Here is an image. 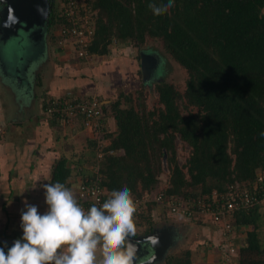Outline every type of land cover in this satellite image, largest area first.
I'll return each mask as SVG.
<instances>
[{
    "label": "trees",
    "instance_id": "trees-1",
    "mask_svg": "<svg viewBox=\"0 0 264 264\" xmlns=\"http://www.w3.org/2000/svg\"><path fill=\"white\" fill-rule=\"evenodd\" d=\"M166 2L87 0L86 9L79 12L94 27L89 55H107L111 46L126 45L138 51V60L141 54L156 56L157 73H168L170 59L187 76L182 91L164 80L155 81L158 106L152 110L145 106L144 87L136 91L137 98L121 92L102 107V115H110L116 128L105 134L109 143L97 162L100 184L108 193L105 199L125 186L132 197L155 193L165 155L169 178L161 190L166 196L203 199L231 188L236 196L245 190L257 199L245 208L240 207V196L239 207L219 219L229 225L225 237L235 249L224 262L264 264V136L260 135L264 132V0H174L162 16L153 15L148 7ZM71 25L59 10L54 11L52 2L45 23L50 39L59 41L52 31ZM148 43L158 45V50ZM177 138L190 148L184 164L176 158ZM89 147L88 154L95 157L92 142ZM82 173L93 177L88 168ZM70 174L61 159L52 182L68 185ZM153 207L146 205L137 225L150 224ZM202 218L209 220L202 216L193 220ZM241 228H247L245 238H232ZM152 230L149 227L145 233ZM192 255L190 249L168 254L162 264H195Z\"/></svg>",
    "mask_w": 264,
    "mask_h": 264
},
{
    "label": "crops",
    "instance_id": "crops-1",
    "mask_svg": "<svg viewBox=\"0 0 264 264\" xmlns=\"http://www.w3.org/2000/svg\"><path fill=\"white\" fill-rule=\"evenodd\" d=\"M53 34L56 38V33ZM47 38L48 33L44 56L28 63L26 71L21 72H25L24 79L13 78L14 68L10 73L7 72L0 58V71L3 74H0V78L6 76L5 79H0V247L6 253L13 242L23 236L21 214L26 210V204L36 206L40 214L46 212L48 206L45 203L44 186L53 183L55 164L61 159L66 161L71 174L67 180L68 185H65L76 193L80 179L74 173L75 169H83V166H90L87 164L95 162L94 157L88 154L91 142L94 151L95 139L84 128L81 118L71 122L48 119L42 109L44 102L70 92L81 97L95 95L102 106L108 107L112 100L106 97H110L113 92L110 90L117 88L115 85L109 86L112 80H106L105 74L99 66H94L92 59L82 64H70L69 53L65 51L70 45L66 47L65 44L55 41L53 47H50V39L47 41ZM66 64L74 66V74L59 78L63 72L59 69H64ZM52 66L56 69L50 74L48 69ZM85 71L94 72L83 76ZM101 123V138L105 147L109 143L105 134L114 133L116 128L114 119L108 114L102 115ZM155 209L153 207L151 213ZM162 214L163 217H169ZM143 235L146 233L137 232V236ZM208 240L212 241L210 235ZM208 244L210 245L209 242Z\"/></svg>",
    "mask_w": 264,
    "mask_h": 264
},
{
    "label": "clouds",
    "instance_id": "clouds-1",
    "mask_svg": "<svg viewBox=\"0 0 264 264\" xmlns=\"http://www.w3.org/2000/svg\"><path fill=\"white\" fill-rule=\"evenodd\" d=\"M7 0H0L6 4ZM174 0L159 6L150 3L153 15L168 13ZM18 22L9 6L4 27ZM103 107V106H102ZM264 136V132L260 133ZM47 210L40 214L27 205L21 214L23 236L16 239L7 253L0 247V264H154L158 238L144 240L148 255L138 257V247L130 241L137 237V211L131 190L123 187L111 191L100 204L85 209L77 194L65 184L44 186Z\"/></svg>",
    "mask_w": 264,
    "mask_h": 264
},
{
    "label": "rangeland",
    "instance_id": "rangeland-1",
    "mask_svg": "<svg viewBox=\"0 0 264 264\" xmlns=\"http://www.w3.org/2000/svg\"><path fill=\"white\" fill-rule=\"evenodd\" d=\"M56 8L57 6L54 5V11L56 10ZM36 25L37 26H33L30 28L26 27L27 29L23 28L24 30L18 28L14 32H11L12 34H10V32L8 34L4 31L3 28L0 27V58L7 72L10 73L12 68H14L12 73H15L13 77L15 79H24L25 72L24 74L21 72L26 71L28 63L44 56L46 32L45 37H41V35H44L45 27L44 25H41V23H38ZM52 32L56 33L57 30ZM50 37L51 33L50 35H48L47 41L50 39ZM49 41V46L53 47L52 45L55 43V41H53V39H50ZM67 45L70 44L68 43ZM147 45L153 46L158 50V45L156 44L148 43ZM125 46L120 49H116L115 46H111L110 51L107 55L98 56L102 57L101 59H99L97 56L94 59V56H91L87 60L77 58L72 45L71 47H68V49L65 48V51L67 50L69 53L70 64H82V62L92 59L93 61H91L93 62L94 66H99L101 71L105 74L106 80L108 81L109 79H111L113 81L109 82V86L112 87L113 85H115L117 88L115 90H110V92H113L110 94V97H106L107 99L110 98L112 100L109 101V104H111L114 100H117V98L119 97V93L121 92L123 93V95L127 94L131 95L133 98H137L136 91L140 89L142 90V88L144 87V89L142 90V94L144 95L145 106L148 110H152V108L158 106V95L154 91L155 81L164 80L168 83L173 84L179 91H182L184 89L185 81L187 78L186 72L181 66L170 59H167L169 66L168 73H165V71H163L164 73H160L159 71L157 73V70H152L150 75L151 79L149 78L147 80V83L142 86L143 79L138 75V71H140V60L136 59L138 51L129 49ZM63 57L64 56H62V58ZM70 64H66L64 69L63 67L59 69L63 71L61 72L59 78H64L67 76L71 77L74 74L72 71L74 66H67ZM163 65L164 64L162 63V66ZM55 69L56 67L52 66V68L48 70H50L49 72L51 74L55 71ZM91 72L94 71L86 72L83 76L91 75ZM3 73L7 75L6 72ZM0 74H2L1 71ZM2 78L5 79L6 76H2ZM183 114H185V111H183ZM175 144L177 161L179 164H184L186 159L188 158L190 148L186 144L182 143L179 138L176 139ZM92 163L93 161L87 165H91ZM158 178V188H164L169 178L166 156L162 159V171ZM262 203L264 205V199ZM143 211L144 209L142 210V212ZM262 211H264V206L262 207ZM158 212L160 213V215H158ZM162 213L163 212L161 211V209L156 208L154 212L150 214L152 215L150 216V218L152 219V221L150 220L149 222L150 224L143 221L139 224V234H144L146 229H149V227L156 229L166 226L171 227L173 228L172 236L173 242H175V244L173 245V247H171V249L168 250V254L179 253L182 250L190 249L191 251H193L192 257L193 261H195V264H226L223 258L226 247L224 243H222L223 245H219L220 240H224V237L222 236L223 222L202 218L197 223L193 219L190 220L188 218H182L179 215L171 214L168 215L169 217H163ZM209 235L211 236L212 241L208 240ZM244 236L245 231H243V229H238L231 235L232 238H239V241L242 238H245ZM208 242L210 243V245L208 244ZM132 243L136 244L137 246L141 245L140 242ZM143 246V249L148 252V248L145 247V245ZM196 250H198L197 254H195ZM234 254L235 253H233L232 255Z\"/></svg>",
    "mask_w": 264,
    "mask_h": 264
},
{
    "label": "built area",
    "instance_id": "built-area-1",
    "mask_svg": "<svg viewBox=\"0 0 264 264\" xmlns=\"http://www.w3.org/2000/svg\"><path fill=\"white\" fill-rule=\"evenodd\" d=\"M87 0H52L57 10L61 12V16H65L72 25L70 28L60 26L55 34L59 38V42L73 46L77 58L89 59L91 55L87 53V47L94 34L93 25L88 24V16L80 17L81 9H86ZM43 113L48 119H57L64 122H71L80 117L84 128L88 129L94 136L95 141V163L90 166H83L88 168L93 174L92 178L82 173V167L75 169V174L79 176V181L76 186V194L81 205L88 209L93 203L100 204L105 200L108 194L107 190L100 184V173L97 162L103 155L104 144L101 138L103 124L101 123L102 105L100 100L95 96L81 97L77 94L66 92L59 97H52L44 102ZM2 128L0 127V136ZM238 184L235 188H238ZM159 188L153 194H143L140 197H133L138 206L137 223L139 222V215L145 209L148 203H152L155 208L161 209L166 215H179L182 218L194 219L197 217H208L209 220L220 221L219 215L229 213L235 208L239 207L237 198L243 196L245 208H249L257 201L255 197L251 196L245 190L243 194L232 192L231 188L227 193L219 195L213 192L211 195L201 198H194L191 196H166ZM230 232L228 224H222V236L226 243L224 244L226 254L231 255L235 249L229 239H226V234ZM231 238V237H230Z\"/></svg>",
    "mask_w": 264,
    "mask_h": 264
},
{
    "label": "water",
    "instance_id": "water-1",
    "mask_svg": "<svg viewBox=\"0 0 264 264\" xmlns=\"http://www.w3.org/2000/svg\"><path fill=\"white\" fill-rule=\"evenodd\" d=\"M51 3L52 0H7L6 4H2L3 6L0 13V27L3 28L4 31L8 34L9 32L10 34H12L11 32H14L18 28L24 30L33 26H37L36 24L38 23H41V25L45 26ZM9 6L12 10H14V14L18 19V22L12 27H4V22L7 20L9 15ZM45 32L46 31H44V35H41V37H45ZM156 65V56L141 54L139 66L143 81L146 82L150 78L151 71L154 70ZM172 229L173 228L171 227L153 229L149 234L130 237L129 239L131 242H140L142 247L141 245L137 246L139 249V254L137 255L138 257L142 258L143 256L148 255V252L143 249L144 240L146 239V237H157L159 242L154 248V254L156 257L154 264H162L166 256L168 255V250L171 249V247H173V245L175 244V242H173Z\"/></svg>",
    "mask_w": 264,
    "mask_h": 264
},
{
    "label": "flooded vegetation",
    "instance_id": "flooded-vegetation-1",
    "mask_svg": "<svg viewBox=\"0 0 264 264\" xmlns=\"http://www.w3.org/2000/svg\"><path fill=\"white\" fill-rule=\"evenodd\" d=\"M2 6H0V10H1ZM45 27V26H44ZM1 38V37H0Z\"/></svg>",
    "mask_w": 264,
    "mask_h": 264
}]
</instances>
